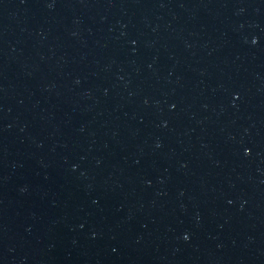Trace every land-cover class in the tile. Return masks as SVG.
I'll return each instance as SVG.
<instances>
[{"label":"water","instance_id":"1","mask_svg":"<svg viewBox=\"0 0 264 264\" xmlns=\"http://www.w3.org/2000/svg\"><path fill=\"white\" fill-rule=\"evenodd\" d=\"M0 264H264V0H0Z\"/></svg>","mask_w":264,"mask_h":264}]
</instances>
